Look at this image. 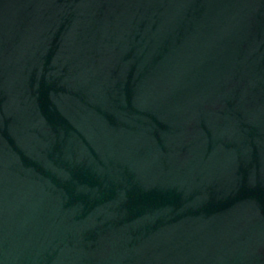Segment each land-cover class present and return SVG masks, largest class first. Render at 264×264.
<instances>
[{"label":"water","instance_id":"1","mask_svg":"<svg viewBox=\"0 0 264 264\" xmlns=\"http://www.w3.org/2000/svg\"><path fill=\"white\" fill-rule=\"evenodd\" d=\"M0 264H264V0H0Z\"/></svg>","mask_w":264,"mask_h":264}]
</instances>
